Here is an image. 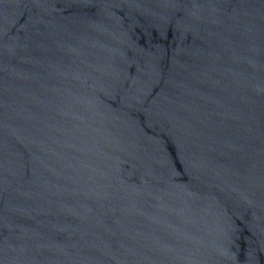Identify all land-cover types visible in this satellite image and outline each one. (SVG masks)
Segmentation results:
<instances>
[{
	"label": "water",
	"instance_id": "obj_1",
	"mask_svg": "<svg viewBox=\"0 0 264 264\" xmlns=\"http://www.w3.org/2000/svg\"><path fill=\"white\" fill-rule=\"evenodd\" d=\"M0 264H264V0H0Z\"/></svg>",
	"mask_w": 264,
	"mask_h": 264
}]
</instances>
